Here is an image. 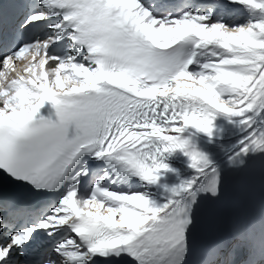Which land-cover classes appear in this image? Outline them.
Wrapping results in <instances>:
<instances>
[{
    "label": "snow or ice",
    "instance_id": "1",
    "mask_svg": "<svg viewBox=\"0 0 264 264\" xmlns=\"http://www.w3.org/2000/svg\"><path fill=\"white\" fill-rule=\"evenodd\" d=\"M0 264H264V0H0Z\"/></svg>",
    "mask_w": 264,
    "mask_h": 264
}]
</instances>
